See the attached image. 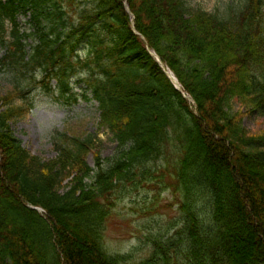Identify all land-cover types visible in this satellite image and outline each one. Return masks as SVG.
I'll list each match as a JSON object with an SVG mask.
<instances>
[{"label":"trees","instance_id":"trees-1","mask_svg":"<svg viewBox=\"0 0 264 264\" xmlns=\"http://www.w3.org/2000/svg\"><path fill=\"white\" fill-rule=\"evenodd\" d=\"M0 49V264H264V123L243 124L264 120V0H0ZM35 91L96 101L113 156L88 165L95 135L67 132L53 159L31 154L11 122ZM141 188L176 215L111 251L107 221Z\"/></svg>","mask_w":264,"mask_h":264},{"label":"rangeland","instance_id":"rangeland-1","mask_svg":"<svg viewBox=\"0 0 264 264\" xmlns=\"http://www.w3.org/2000/svg\"><path fill=\"white\" fill-rule=\"evenodd\" d=\"M230 1L235 0H188V3L213 12L222 9L224 4ZM132 21L134 23V20ZM2 53L4 51L0 49V54ZM8 87V82L0 76V96L6 93ZM76 92L80 93L81 90L76 88ZM33 98L34 107L23 117L13 119L11 122L15 135L31 154L45 161L56 157L57 151L53 138L58 132H67L71 135L88 133L95 135V146L85 158V162L92 167L96 166L97 157L106 161L116 152L118 143L107 127L101 125L97 102L87 100L83 96H79L76 102L73 100L59 102L56 98L38 91L34 92ZM232 104L235 110L239 107L237 102ZM244 116L243 124L249 130L258 131L264 123L256 110L252 109ZM69 179L70 177L64 179L62 189L64 186L67 188ZM141 189L127 196L116 207V214L107 221L105 240L111 251L125 252L137 245L139 239L149 230V224H142V221H156L149 218L152 216L157 219L156 215H153L157 211L163 214L165 222L176 215L177 206H171L170 203L173 202L171 195L164 192L158 200H152L151 195L150 199H143L147 192L144 188Z\"/></svg>","mask_w":264,"mask_h":264},{"label":"water","instance_id":"water-1","mask_svg":"<svg viewBox=\"0 0 264 264\" xmlns=\"http://www.w3.org/2000/svg\"><path fill=\"white\" fill-rule=\"evenodd\" d=\"M157 59H158V61L161 63L160 59H159V58H157ZM167 74L170 75L169 72H167ZM173 79H174V81L177 83L178 88L181 89V85H180L179 82L174 78V76H173ZM181 90H182V89H181Z\"/></svg>","mask_w":264,"mask_h":264}]
</instances>
